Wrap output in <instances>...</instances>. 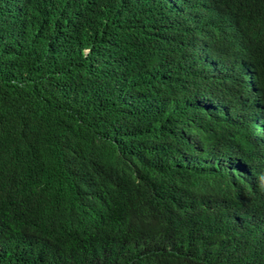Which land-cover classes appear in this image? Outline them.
<instances>
[{
  "label": "trees",
  "instance_id": "1",
  "mask_svg": "<svg viewBox=\"0 0 264 264\" xmlns=\"http://www.w3.org/2000/svg\"><path fill=\"white\" fill-rule=\"evenodd\" d=\"M262 171L264 0H0V264H264Z\"/></svg>",
  "mask_w": 264,
  "mask_h": 264
},
{
  "label": "clouds",
  "instance_id": "2",
  "mask_svg": "<svg viewBox=\"0 0 264 264\" xmlns=\"http://www.w3.org/2000/svg\"><path fill=\"white\" fill-rule=\"evenodd\" d=\"M232 35L240 36V33L238 31V27L235 30L232 31V33L230 34V36H232ZM250 41H251V39L249 41L243 43L242 50H241L242 53H246L247 49H249V50L255 49L256 52L260 51L261 46L258 45V44H256L255 41H251V42ZM249 59H250V55L247 54V60H249ZM246 79L247 80L249 79L247 81V83H246V86H247L249 92L250 93H254L258 89V82H257V80H254L252 78V75L247 76ZM258 182H259V185H260L261 188L264 187V171H262L260 173Z\"/></svg>",
  "mask_w": 264,
  "mask_h": 264
}]
</instances>
